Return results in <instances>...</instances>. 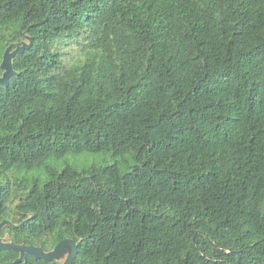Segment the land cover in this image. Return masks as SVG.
<instances>
[{"label": "trees", "instance_id": "1", "mask_svg": "<svg viewBox=\"0 0 264 264\" xmlns=\"http://www.w3.org/2000/svg\"><path fill=\"white\" fill-rule=\"evenodd\" d=\"M27 37L0 85L1 236L74 239L73 264H264V0H0V64ZM82 153L120 161L49 164ZM25 170L47 180L10 188ZM19 257L0 264H60Z\"/></svg>", "mask_w": 264, "mask_h": 264}, {"label": "water", "instance_id": "2", "mask_svg": "<svg viewBox=\"0 0 264 264\" xmlns=\"http://www.w3.org/2000/svg\"><path fill=\"white\" fill-rule=\"evenodd\" d=\"M13 45H10L4 52L2 63L0 64V74L2 71H5L3 75H0V85L8 86L9 81L12 76L16 75V72L13 68V60L16 56L24 53L25 50L32 47V39H30V44H23L17 46L13 50ZM2 196V186L0 184V204ZM9 225L12 228L19 227L20 225H15L13 222L5 220L0 224V231ZM80 242H77L74 239H64L59 242L52 250L45 251L42 247L38 246H28L20 245L14 242H3L0 237V251H9L14 250L20 254V257L16 260V263H21L27 260V256H33L37 259H44L49 261H59L63 260V264H73L77 255Z\"/></svg>", "mask_w": 264, "mask_h": 264}, {"label": "rangeland", "instance_id": "3", "mask_svg": "<svg viewBox=\"0 0 264 264\" xmlns=\"http://www.w3.org/2000/svg\"><path fill=\"white\" fill-rule=\"evenodd\" d=\"M30 37H27L22 43L12 44L13 50L17 46H21L23 44H29ZM64 61L67 65H72L79 60L84 59V54L82 53V46L77 42H71L68 46L64 47ZM5 71L1 72V76ZM126 157L125 159H128ZM117 160L111 154L107 153H82V154H69L64 157L62 160H52L49 162L51 167L57 168L59 171H62L66 166H71L78 171H84L92 166H110L116 163ZM15 181L18 182V179L28 178L29 180L33 179H42L43 181L47 180V176L43 171L40 170H31V171H23L21 174H17L14 172ZM3 242H8V239L3 237L1 238ZM60 264H63V260L58 261Z\"/></svg>", "mask_w": 264, "mask_h": 264}, {"label": "flooded vegetation", "instance_id": "4", "mask_svg": "<svg viewBox=\"0 0 264 264\" xmlns=\"http://www.w3.org/2000/svg\"><path fill=\"white\" fill-rule=\"evenodd\" d=\"M16 173V172H15ZM18 174V173H17ZM10 179V178H9ZM15 179V177H14V172H13V176H12V179H11V182H10V180H9V182H10V184H9V187L10 188H17V185H23V183H24V181L25 182H30V181H34V180H36V179H33V180H29L28 178H22V180L21 179H18V182L17 181H15L14 180ZM8 182V183H9ZM0 184H1V186H2V192H3V187L5 186V185H7V181H3L2 180V182H1V180H0ZM5 221V220H4ZM8 221H10V220H8ZM12 222V221H11ZM2 223V222H1ZM0 223V224H1ZM7 226H9V225H6L5 227H7ZM5 227H3V229L0 231V234H1V232L5 229ZM0 237L1 238H3V236H1L0 235ZM5 238H7L8 239V242H12L11 240H10V237L8 236V234L7 235H5L4 236ZM46 251V250H45ZM50 251V250H49Z\"/></svg>", "mask_w": 264, "mask_h": 264}]
</instances>
